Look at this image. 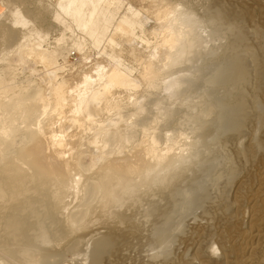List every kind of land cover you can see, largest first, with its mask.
<instances>
[{"label": "rangeland", "instance_id": "rangeland-1", "mask_svg": "<svg viewBox=\"0 0 264 264\" xmlns=\"http://www.w3.org/2000/svg\"><path fill=\"white\" fill-rule=\"evenodd\" d=\"M122 1L125 6L119 9V14H125L130 5L141 10L140 21H146V30L152 32L159 25L158 31L161 26L170 24L169 17L173 19L177 15L185 21H194V30L203 40L191 50L187 49L184 60L177 62L172 71L165 69L161 73L164 77L161 90L147 94L143 84L133 94L125 92L121 95L126 102L128 116L125 121L129 126L137 125L140 115L155 116L158 112L155 104L161 102L163 109L166 108L172 116L159 124L157 136L163 143L175 136L180 143V151L176 149L169 160L178 161L179 155L184 154V157H193V161L188 162V166L185 164L187 167L183 166L187 170L190 167L189 171L177 180L174 190L154 188L144 199V206L127 212L123 224L100 222L79 231L75 237H82V243L77 251L68 250L64 242L49 248L55 240L52 234H49L47 243L40 238H34V243L51 250L49 254L54 257L51 258L54 264H264V0H165L166 6L152 0ZM0 2V15L5 18L0 16V24L9 30H18L20 35L13 42L0 41V47L8 52L7 59L14 66L19 82L31 80L44 87L46 80L55 79L66 80L73 87L80 86L84 77L94 74L100 65L106 70L114 66L117 61L113 56L117 50L122 51L121 60L133 70L135 78H139L141 66L132 58L135 55L133 49L141 57V63H168L165 54L169 51L161 47L162 38L167 33L154 36L148 31L142 36L137 30V36L131 37L133 40L130 38L131 43L111 49L107 44L95 48L75 27L74 32L64 33L61 23L52 18V11L45 10V6L55 7L57 0H45L47 5L44 0L42 3L39 0V3L37 0ZM10 8L25 12L31 23L27 29L8 22ZM156 9L169 10L168 19L165 17L167 21L146 18L150 17L151 10L152 13ZM32 26L43 31L44 49L59 46L63 50L56 62L58 70L54 73L31 59L21 63L18 54L11 53L17 48L18 40L21 41L20 33L29 32ZM63 34L65 40L58 45L57 40ZM73 42L82 46L81 52ZM171 54L176 57L175 53ZM236 62L238 66L234 64ZM218 70L230 71L235 80L227 84H210L208 80L215 77ZM169 74H172L171 78H167ZM174 78L183 81L179 94L165 87ZM207 94L216 102L225 103L227 110H233L232 122L223 125L215 114L205 117L203 110ZM182 97L187 101H181ZM132 101L137 102V108H144L136 110L138 115L129 107ZM99 119L104 121L103 127H110L118 117L109 118L102 113ZM202 122L203 129L199 127ZM181 149L191 153L181 154ZM67 200L70 202L72 198ZM107 238V247L98 252L96 244ZM213 247L217 254L212 253Z\"/></svg>", "mask_w": 264, "mask_h": 264}, {"label": "bare ground", "instance_id": "bare-ground-1", "mask_svg": "<svg viewBox=\"0 0 264 264\" xmlns=\"http://www.w3.org/2000/svg\"><path fill=\"white\" fill-rule=\"evenodd\" d=\"M152 1H160L157 4H161L165 0ZM123 6L122 0H57L55 7L44 8L52 11V18L61 23L64 33L73 31L75 27L85 35L92 47L107 44L111 49L131 43V37L137 36V30L142 36L151 32L145 28L146 21H140L141 10H135L130 5L121 15L118 11ZM151 11L148 10L150 17L146 18L152 17L156 21L165 19L169 12L168 9ZM9 12L8 22L13 26L27 29L31 24L20 8H10ZM169 20V25L161 26L158 31L159 25H156L157 28L151 32L154 36L166 33L171 36L162 38L161 47L169 51V54H165L167 64L141 63V57L136 55L134 49L131 50L135 54L132 58L140 62V79L133 77V70L121 60L122 51L117 50L113 56L117 61L114 66L106 70L100 65L94 74L84 77L80 86L73 87L66 80L48 79L45 86L40 87L31 80L19 82L14 66L7 59L8 52L0 47V63H3V66L0 65V264H54L49 248L64 242L68 250H76L82 243V237H75L79 231L100 222L105 225L123 224L127 220V212L142 207L144 199L154 188L170 190L189 171L190 167L187 170L183 166L193 161V157H184L182 153L191 151L181 149L182 155H179L178 161L169 160L173 152L179 150L178 138L173 136L163 143L157 136L159 124L172 114L158 102L155 104L158 111L155 116L140 115L138 122L134 120L137 125L129 126L125 121L128 116L125 112L126 102L121 96L125 92L133 94L144 85L147 94L161 90L164 78L161 73L165 69L172 71L177 62L179 64L184 60L187 49L203 42L194 30V21H185L177 15L173 19L169 17ZM35 27L29 32L20 33L21 41L18 40L17 48L11 53L16 52L21 63L31 59L54 73L58 70L56 62L63 50L59 46L44 49L43 31ZM8 28L0 24V41L13 42L20 36L18 30ZM64 40L65 34L57 40V44ZM74 44L81 52L82 46ZM170 52L175 53L176 57ZM230 71L218 70L208 82L213 85L227 84L234 79L235 70L233 73ZM172 74L167 78H171ZM182 85V79L178 78L165 87L171 88L175 94ZM182 98L181 101H187V98ZM205 101V117L215 114L222 124L232 122L233 110H227L225 103L216 102L209 94ZM129 105L134 108L135 115H138L136 110H144L137 108L136 101ZM102 113L109 118L117 116L118 119L110 127H103L104 121L99 119ZM199 127L205 128L203 122ZM67 198H72V201L69 202ZM74 200L77 202L74 203ZM49 234L55 239L51 247L46 249L34 243V238L47 243ZM107 240L101 239L96 244L98 252L107 247Z\"/></svg>", "mask_w": 264, "mask_h": 264}, {"label": "snow or ice", "instance_id": "snow-or-ice-1", "mask_svg": "<svg viewBox=\"0 0 264 264\" xmlns=\"http://www.w3.org/2000/svg\"><path fill=\"white\" fill-rule=\"evenodd\" d=\"M211 251H212L213 254H217V249H216L215 247H213V248L211 249Z\"/></svg>", "mask_w": 264, "mask_h": 264}]
</instances>
